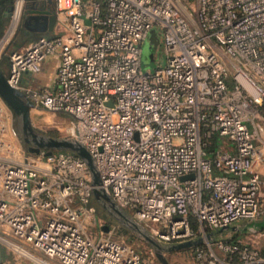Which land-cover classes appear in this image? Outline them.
I'll return each mask as SVG.
<instances>
[{
	"label": "built area",
	"instance_id": "obj_1",
	"mask_svg": "<svg viewBox=\"0 0 264 264\" xmlns=\"http://www.w3.org/2000/svg\"><path fill=\"white\" fill-rule=\"evenodd\" d=\"M54 3L62 29L11 52L7 83L72 118L100 187L154 240L200 239L186 249L205 264H264L243 243L263 229L236 243L206 237L264 213V0ZM49 57L54 86L22 87ZM9 127L0 105V235L59 264H146L99 217L85 161L60 150L25 155Z\"/></svg>",
	"mask_w": 264,
	"mask_h": 264
},
{
	"label": "rangeland",
	"instance_id": "obj_2",
	"mask_svg": "<svg viewBox=\"0 0 264 264\" xmlns=\"http://www.w3.org/2000/svg\"><path fill=\"white\" fill-rule=\"evenodd\" d=\"M19 0H12V3ZM8 5V4H7ZM6 5L0 7V72L5 77L9 72V55L14 50L22 47L31 40L36 39L39 36H31L25 33V27L22 23V13L19 14L18 23H12V18L5 17L4 11ZM152 51L146 46H143V68H151L153 63L148 57ZM163 62V58H161ZM41 75V72L38 73ZM37 74V75H38ZM44 76V75H42ZM52 79L46 77L42 80V85L38 84L39 90L47 89L52 83ZM31 83L35 84V80H31ZM36 87V86H35ZM0 105L4 108V113L9 118V128L11 131V138L17 143V146L25 153L28 152V143H25L20 133L19 116L15 114L11 108H9L0 98ZM29 119L32 128L40 135L64 138L74 140L75 132L73 129L72 118L64 113H54L44 110L38 106L29 108ZM98 215L101 219L114 222L116 224L115 231L111 234L115 240L123 241L132 245L146 261V264H162L156 257L153 247L146 240L142 238L140 233L135 229L124 226L122 223L116 221L105 213V211L99 207ZM264 216V213L260 215L257 220ZM138 223V222H137ZM247 222H239L238 225L246 224ZM141 229L146 230L145 225L138 223ZM264 230V228H263ZM231 232V231H229ZM228 233V232H227ZM222 235L223 239H227L233 236L231 234ZM243 243H250L258 247V249L264 252V232L261 236L255 237L253 235L246 234L243 236ZM163 256L167 260L168 264H205L203 260H197L195 257V250L183 249L179 251H163ZM0 264H59L54 259H51L44 254L34 251L24 245L14 241L10 236L2 234L0 235Z\"/></svg>",
	"mask_w": 264,
	"mask_h": 264
},
{
	"label": "water",
	"instance_id": "obj_3",
	"mask_svg": "<svg viewBox=\"0 0 264 264\" xmlns=\"http://www.w3.org/2000/svg\"><path fill=\"white\" fill-rule=\"evenodd\" d=\"M24 1V0H22ZM51 21L53 18L50 19ZM43 21V24L44 25ZM149 41L152 43H146V46L149 50L153 51L154 47L156 46V41L154 39V32L150 33ZM152 58V54L150 55ZM0 98L2 101L12 109V111L19 116V123H20V133L22 134L23 140L25 143H28V152L29 153H39L44 151L45 154H50L52 151H68L76 154L80 158H82L91 174V185H92V197L94 202L101 207L105 213L113 217L116 221L122 223L126 227H130L135 229L140 233L142 238L146 240L150 245L153 247L154 253L157 259L162 264H168L167 260L163 256V251H179L186 248H189L192 244L200 241L197 240L195 242L192 241H185L176 244L170 245H163L154 240L146 230L140 228L138 223L133 221L126 211L120 208L115 202H113L108 195L105 194L103 189L100 187L101 180L99 173L94 165L93 159L87 149L75 140L64 139V138H53L40 135L37 133L31 126L30 119H29V108L33 107V103L24 97V94L19 90L11 87L6 80V77L2 75L0 72ZM183 177H181L182 179ZM253 223H246L243 226H229L226 228H220L214 231H211L206 235L207 239H210L212 236L221 233L223 230H232L235 232H246L248 228H255V229H263L264 222L259 225H252ZM102 229L106 231L108 226H103Z\"/></svg>",
	"mask_w": 264,
	"mask_h": 264
},
{
	"label": "crops",
	"instance_id": "obj_4",
	"mask_svg": "<svg viewBox=\"0 0 264 264\" xmlns=\"http://www.w3.org/2000/svg\"><path fill=\"white\" fill-rule=\"evenodd\" d=\"M27 1H29V0L24 1V4L28 3ZM66 2H67V0H65V3ZM40 9H41L40 6L38 8H35V10H37V11H41ZM42 9H44V8H42ZM30 13L33 14L34 17L37 18L36 23L40 25V29L43 31L42 34H44L42 36H53L55 34H58L60 32V30L62 29L61 24L58 21V16L56 14V11L53 12V15H51L52 17H50V14L46 13V11L39 13L40 15H38L37 12H33V11H31ZM40 16H42V17H40ZM51 18H53L52 21L50 20ZM43 21H45L44 25H42ZM27 44L18 48V50L24 48ZM57 66H58V60L56 57L47 58L44 62L43 67H42L41 75L40 74H38V75L37 74L36 75H29V74L24 75V77L21 81V86L39 89L38 84L42 85V80H43V78L46 77L47 79L53 80L52 83L47 87V88H52L55 84V75H56ZM42 75H44V76H42ZM31 80H33V81L35 80V84L31 83ZM263 222H264V216L261 217L259 220L253 221L251 223H253L252 225L255 226V225H259ZM236 226H239V225H236ZM240 226H243V225H240ZM229 231H231L233 235L240 233V231L235 232V231L228 229V230H223L221 233L218 234V236L222 237V235L224 236L225 233H227V232H228L227 234H231V232H229Z\"/></svg>",
	"mask_w": 264,
	"mask_h": 264
},
{
	"label": "flooded vegetation",
	"instance_id": "obj_5",
	"mask_svg": "<svg viewBox=\"0 0 264 264\" xmlns=\"http://www.w3.org/2000/svg\"><path fill=\"white\" fill-rule=\"evenodd\" d=\"M27 2L28 3H26L22 8L21 21L25 27V33L27 35L30 34L31 36H38L43 33V31L40 29V25L36 23L37 18L30 12L36 11L35 8L40 6L41 9H46V13H49L50 17H52L51 15H53V12L55 11V3L54 0H29ZM2 3L6 5V9L4 11L5 17L12 18L15 2L12 3V0H1L0 5H2Z\"/></svg>",
	"mask_w": 264,
	"mask_h": 264
},
{
	"label": "trees",
	"instance_id": "obj_6",
	"mask_svg": "<svg viewBox=\"0 0 264 264\" xmlns=\"http://www.w3.org/2000/svg\"><path fill=\"white\" fill-rule=\"evenodd\" d=\"M0 2H1V0H0ZM3 5L4 4L2 3V5H0V7L3 6ZM210 148H212V146ZM98 211H99V208H98ZM240 236H241V234H234L232 237L227 238V239H223L221 236L220 237L216 236L215 238L225 240L226 242H229V243H236V241L239 239ZM261 254L264 256V252L263 251L261 252Z\"/></svg>",
	"mask_w": 264,
	"mask_h": 264
},
{
	"label": "bare ground",
	"instance_id": "obj_7",
	"mask_svg": "<svg viewBox=\"0 0 264 264\" xmlns=\"http://www.w3.org/2000/svg\"><path fill=\"white\" fill-rule=\"evenodd\" d=\"M21 2H22V0H19V1H18V4H20ZM16 13H17V11H16ZM16 13H15V15L13 16V20H12V22H11V25H12L13 22H15V25H16L17 22H18V16H17Z\"/></svg>",
	"mask_w": 264,
	"mask_h": 264
}]
</instances>
